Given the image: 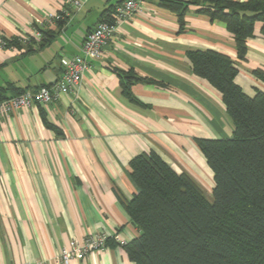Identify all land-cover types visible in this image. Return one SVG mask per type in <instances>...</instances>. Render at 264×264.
<instances>
[{"label": "crops", "instance_id": "obj_1", "mask_svg": "<svg viewBox=\"0 0 264 264\" xmlns=\"http://www.w3.org/2000/svg\"><path fill=\"white\" fill-rule=\"evenodd\" d=\"M0 0V98L52 85L86 35L124 0ZM143 0L92 61L80 88L55 102L22 108L0 118V264H54L72 239L119 232L127 243L140 235L126 210L138 191L131 161L156 152L176 172L201 186L214 173L197 139H224L233 121L221 93L194 73L190 51L213 49L237 61L236 83L249 96L264 92L255 70H264L261 23L237 59L233 35L190 5L185 28L177 14ZM245 1V0H237ZM61 14L56 21L52 15ZM49 36H33V30ZM46 39V38H44ZM152 82L125 93L118 71ZM13 84L15 88H9ZM209 183V184H208ZM71 264H136L110 240Z\"/></svg>", "mask_w": 264, "mask_h": 264}, {"label": "trees", "instance_id": "obj_2", "mask_svg": "<svg viewBox=\"0 0 264 264\" xmlns=\"http://www.w3.org/2000/svg\"><path fill=\"white\" fill-rule=\"evenodd\" d=\"M159 5L177 14L180 30L190 5L223 23L234 37L238 60L246 59L257 23L264 37V0H160ZM188 57L194 73L221 93L234 125L229 138L197 139L214 173L213 201L190 174L176 172L156 152L139 154L131 161L138 191L126 210L140 235L123 246L136 264H264V92L243 91L235 81L237 61L227 54L208 49ZM118 73L132 101L137 99L131 85L152 82ZM255 73L264 81V70Z\"/></svg>", "mask_w": 264, "mask_h": 264}, {"label": "built area", "instance_id": "obj_3", "mask_svg": "<svg viewBox=\"0 0 264 264\" xmlns=\"http://www.w3.org/2000/svg\"><path fill=\"white\" fill-rule=\"evenodd\" d=\"M69 1L78 7L81 5L79 0ZM142 4L143 0H124L117 5L109 14V20L100 21L88 32L80 52L67 60L65 68L56 82L52 85L41 86L37 90H26L21 94L0 100V118L35 104L46 105L55 102L63 94L77 91L84 80L85 74L91 68L92 61L102 57L104 46L109 39L120 29L124 22L139 10ZM51 18L59 21L62 19V15H52ZM33 36L40 39L44 37L38 29L33 30ZM0 46H7L6 40L2 37H0ZM112 239L122 246L127 244L119 232L90 234L83 239L70 240L52 258L53 263L71 264L76 260L81 261L91 252L105 249ZM40 264H46V262Z\"/></svg>", "mask_w": 264, "mask_h": 264}, {"label": "rangeland", "instance_id": "obj_4", "mask_svg": "<svg viewBox=\"0 0 264 264\" xmlns=\"http://www.w3.org/2000/svg\"><path fill=\"white\" fill-rule=\"evenodd\" d=\"M209 184V183H208ZM204 187L206 188V190H209L208 192L205 193L206 197L210 200V201H213V195H212V192H210V185L209 184L208 186H205V184H203Z\"/></svg>", "mask_w": 264, "mask_h": 264}]
</instances>
